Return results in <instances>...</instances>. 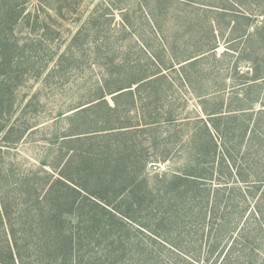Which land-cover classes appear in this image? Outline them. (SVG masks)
<instances>
[{
    "label": "trees",
    "instance_id": "obj_1",
    "mask_svg": "<svg viewBox=\"0 0 264 264\" xmlns=\"http://www.w3.org/2000/svg\"><path fill=\"white\" fill-rule=\"evenodd\" d=\"M253 1L255 10L240 14L241 31L229 41L231 46L243 41L236 60L246 64V71L237 63L231 66L233 77L242 81L216 88L211 104L209 95L199 92L204 116L179 142L185 153L178 169H157L171 155L158 147L152 122L139 127L149 139L147 155L129 127L134 124L99 118L100 128L80 129L74 121L63 136L53 135L55 155H43L40 169L18 181L0 168V264L32 259L39 264H162L165 253L163 264H178L172 260L177 254L183 259L179 264H197V253L192 259L181 249L202 241L204 229L197 228L204 225L210 264H264V0ZM13 3L7 0L0 8V96L9 97L16 76L11 73L25 52L12 38V28L24 16L23 8H9ZM259 18L263 22L254 28ZM177 61H187L182 69L197 64L193 56ZM168 62V68H176L172 58ZM160 72L115 91L133 98L132 84L139 88L165 79ZM104 96L73 115L105 107ZM116 99L114 106L106 105L108 112L117 110ZM190 234L196 239H187ZM136 236L147 238L149 253L142 254L143 242Z\"/></svg>",
    "mask_w": 264,
    "mask_h": 264
},
{
    "label": "rangeland",
    "instance_id": "obj_2",
    "mask_svg": "<svg viewBox=\"0 0 264 264\" xmlns=\"http://www.w3.org/2000/svg\"><path fill=\"white\" fill-rule=\"evenodd\" d=\"M188 3L181 0H48L46 3L14 0L9 4L15 10L23 8L24 18L12 28V38L17 48L25 51L21 54L24 58H19L14 68L15 73H11L16 75L12 78L13 96H0V168L10 174L9 179L18 181L29 171L39 170L43 155H55L57 146L52 143L53 135L63 136L69 125L78 123L76 127L80 129L100 128L95 118L108 124H134L129 127L142 140V149L147 155L151 151L149 139L139 127L152 122L158 147H166L171 155L170 161L159 164L157 169L175 170L183 165L185 152L178 147L179 142L197 118L204 116L199 92L209 95L206 100L211 104L216 88L242 81V76L233 77L231 66L241 55L243 41L239 38L233 46L229 41L241 31L244 20L240 14L254 11L257 5L253 0ZM6 4L7 0H0V8ZM159 9L162 11L158 12ZM262 22L259 18L253 27ZM192 56L197 58L196 65L182 69L180 65L189 60L177 63ZM171 58L175 69L167 66ZM237 64L241 71H246L243 61ZM156 71H161L165 79L139 88L132 84L133 98L130 94L120 96V91H115L118 86L126 87L130 81ZM102 92L107 106H114L113 97L117 98L116 111L108 112L103 105L96 112L91 109L73 115L94 103ZM17 135L21 137L14 140ZM169 141L173 143L164 144ZM205 227L197 228V232L204 229L202 241L190 247L185 244L181 249L183 255L192 259L197 253V264L211 263L205 259L208 238ZM1 235H4L2 227ZM135 238L143 242L142 254L149 253L152 247L146 246L147 238ZM165 254L162 264L169 256ZM150 255L154 260L153 253ZM177 256L172 260L179 264L183 259ZM29 264L39 262L32 259Z\"/></svg>",
    "mask_w": 264,
    "mask_h": 264
}]
</instances>
